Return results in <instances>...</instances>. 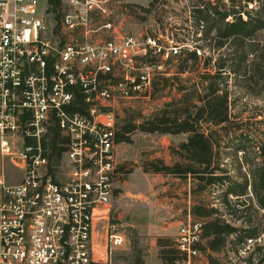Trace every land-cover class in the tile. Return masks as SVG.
Wrapping results in <instances>:
<instances>
[{
  "label": "built area",
  "instance_id": "1",
  "mask_svg": "<svg viewBox=\"0 0 264 264\" xmlns=\"http://www.w3.org/2000/svg\"><path fill=\"white\" fill-rule=\"evenodd\" d=\"M41 1L0 0V152L23 170L18 182L0 172V264H107L127 236L111 222L117 116L104 106L150 90L151 71L162 66L140 56L167 60L195 47L165 48L151 34L124 32L114 17L122 0H64L56 32L46 21L48 0ZM117 69L122 72L113 79ZM77 87L85 95L83 111L73 105ZM54 126L64 137L60 155L46 145ZM250 198L251 190L235 209L243 211ZM98 219L105 221L102 257L95 245ZM202 228V221L189 219L180 226L177 264H199ZM261 246L264 232L246 237L238 254L248 257Z\"/></svg>",
  "mask_w": 264,
  "mask_h": 264
},
{
  "label": "rangeland",
  "instance_id": "2",
  "mask_svg": "<svg viewBox=\"0 0 264 264\" xmlns=\"http://www.w3.org/2000/svg\"><path fill=\"white\" fill-rule=\"evenodd\" d=\"M45 2L46 0H42V5ZM122 2L123 6L115 9L114 17L116 22L123 25L124 32L141 37L151 34L159 38L160 44L165 48L172 45H192L201 48L202 53L200 55L197 53L200 56L196 65L197 70L181 74L184 79L191 77L185 84L201 82L199 74L206 71L204 67L208 57L212 58L211 63L214 64L221 56L231 55L235 58V68L238 69L237 73H231L228 78L229 120L218 126L208 123L221 129L219 161L228 175L223 184L209 185L203 192H197L196 196H193L192 190L194 187L197 188L198 181H195L194 186L191 176L184 178L144 170V164L148 160L163 158L166 163H172L175 157L171 154V146L186 141L188 137L186 133H151L136 130L131 134L130 142L123 141L117 145L119 174L112 205L116 216L113 218L111 215V222L116 223L119 230L126 234L127 240L115 251L112 260L107 264H143L147 255L155 256L156 252L159 254L162 252V249L156 251L159 231L155 227L163 229L164 226L171 224L185 223L188 220L189 205L193 204L194 198L196 201L202 199L209 205L219 204L220 194L232 186L231 182L240 190L237 184L247 181L248 192L253 191L258 184L257 173L263 162L260 146L264 143V65L260 69L261 61H255L256 53L252 51L258 47L251 44H260L259 47L263 48L264 53V30L257 31L251 38L238 40L236 44L229 40L225 47L217 46L219 41L217 33L223 27L222 14L230 10L237 14L241 10H253V6L261 3L259 0H122ZM213 6L216 7V12L213 11ZM200 16H207V20L200 22L198 20ZM234 18L232 15L225 21H232ZM46 21L50 26L57 25L54 14L49 11L46 14ZM238 49L243 53L238 55L236 53ZM188 50L190 49L183 47L181 53L183 57ZM244 54L245 60L242 58ZM155 57L162 66L159 70L168 71L167 75L170 76L177 72L179 57L166 64V60L161 56ZM156 71H151L152 76ZM121 72L117 69L113 79L118 78ZM199 93L202 96L205 93L201 84ZM173 96L178 94L167 88L156 98L141 95L134 99H119L104 107L115 112L121 127L127 119V108H132L135 119L139 120L141 116H149L156 112ZM193 102L197 106L204 104L198 97ZM202 123L206 124L205 120H202ZM51 139L52 135L49 134L47 142ZM0 172L6 174L9 182H18L23 175V170L15 166L10 157H3L1 152ZM256 218L264 225V213L261 209Z\"/></svg>",
  "mask_w": 264,
  "mask_h": 264
},
{
  "label": "trees",
  "instance_id": "3",
  "mask_svg": "<svg viewBox=\"0 0 264 264\" xmlns=\"http://www.w3.org/2000/svg\"><path fill=\"white\" fill-rule=\"evenodd\" d=\"M261 3L258 6H253V10H241L234 12L230 10L222 14L221 20L223 27L219 29L217 37L219 39L217 46L225 47L226 43L231 40L236 44V41L251 38L257 31L264 30V0H259ZM48 11L54 14L57 21L56 32L59 31L61 21L64 16V0H48ZM203 9V8H199ZM213 11L216 12V7L213 6ZM202 12L203 10H199ZM255 13H252V12ZM234 15L232 21L227 20L229 16ZM246 15V16H245ZM200 22L207 20V16H200ZM204 27V26H203ZM253 48L252 51L256 53V60L259 63L260 69L264 65L263 48ZM185 48V47H184ZM187 48V47H186ZM183 49V48H182ZM182 49L180 53L171 55L165 64L175 57H179L180 64L177 72L173 75H167L166 70H157L152 78L151 88L144 96H152L156 98L158 94L170 88L172 92L178 94L173 96L170 101H167L156 112L149 116H141L139 120L135 119V113L132 108H127V119L125 124L120 127L117 119L116 142L123 141L130 142L131 134L136 130L144 132H160L171 134H188L187 140L181 142L177 146H171V154L175 157L172 163H166L163 158H156L148 160L144 164V170L147 172L164 173L174 176L187 178L191 176L195 186V181H198L197 188L192 190L193 196L196 193H201L209 185L223 184L228 178L224 169L220 164L219 147H220V130L218 126L229 120L230 117V101H229V86L228 78L231 73H237L235 68V58L230 56H221L216 63L212 64L211 57L206 58L205 72L199 74L201 82H192L190 85L185 84L186 81L191 80V77L184 79L181 74L194 72L197 70L196 65L199 61L196 46L194 49L188 48L185 57L182 56ZM251 52V53H253ZM236 53H243L241 50H236ZM158 56H161L160 54ZM243 60L246 56H242ZM139 60L147 64H159V59L151 56L149 53L140 56ZM231 62L229 63V61ZM100 77L109 79L112 73H101ZM206 83V84H205ZM200 84L205 90L204 95H200ZM224 86H223V85ZM76 97L74 100L75 110L83 111L86 108L85 95L80 88H75ZM221 92V93H220ZM204 101V104L197 106L195 98ZM133 111V113H131ZM131 113V115H130ZM205 120L206 124L202 123ZM213 123L215 126L212 124ZM49 134L52 139L48 145L52 153L60 155L61 148L58 147L60 140H64L59 129L54 126L50 128ZM66 139V138H65ZM260 156L263 159L261 169L257 173L258 184H256L253 193V198H250V204L241 212L235 209V204L239 201V197L246 195L248 183L247 181L226 188L220 196L219 201L228 208L229 213L243 218L244 224L236 227L226 222L222 217V212L219 207H208L209 203L202 199L193 200L192 213L199 217V221L203 222L201 231V239L196 243L197 247L206 254L207 248L214 250L219 249L224 242L225 235L236 234L240 240L246 237H256L264 232V225H261L256 219L261 208H264V143L260 146ZM230 195L237 197L232 198ZM215 215L213 219L206 220L207 216ZM196 220V221H198ZM194 221V220H193ZM214 237L209 239L206 243L202 241L204 235H211ZM159 240H163L160 238ZM264 246L257 247L258 263L264 262ZM175 253H166L162 251L160 256L164 264H177V260L181 257L177 246L174 248ZM250 262V261H249Z\"/></svg>",
  "mask_w": 264,
  "mask_h": 264
},
{
  "label": "crops",
  "instance_id": "4",
  "mask_svg": "<svg viewBox=\"0 0 264 264\" xmlns=\"http://www.w3.org/2000/svg\"><path fill=\"white\" fill-rule=\"evenodd\" d=\"M193 204L189 205L188 208V219L189 220H198L199 217L196 214L192 213ZM219 207L222 212V217L226 220V222L230 223L233 226L240 227L244 224L243 218H239L229 213L227 207H225L222 202L219 204L211 203L208 207ZM215 215L207 216L206 220H211ZM104 220H96V228H95V245L98 250V257H102V249L104 245ZM181 224H171L169 226H164L163 229L159 227H155L158 235L157 247L156 251L162 249L166 253H175L174 248L176 246L178 236L179 227ZM214 235H204L202 241L206 243L209 239L213 238ZM163 238V240H159ZM244 240V239H243ZM237 238L236 234L225 235L224 242L219 249H212L210 247L207 248V253L199 259V264H264V262L258 263V253L254 252L250 254L248 257L240 258L238 254V246L243 241ZM250 261V262H249ZM143 264H164L163 260L159 252L154 254H149L145 257V262Z\"/></svg>",
  "mask_w": 264,
  "mask_h": 264
}]
</instances>
